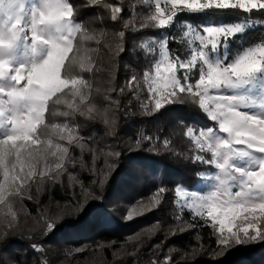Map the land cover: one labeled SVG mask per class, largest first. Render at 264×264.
<instances>
[{
	"label": "snow or ice",
	"instance_id": "1",
	"mask_svg": "<svg viewBox=\"0 0 264 264\" xmlns=\"http://www.w3.org/2000/svg\"><path fill=\"white\" fill-rule=\"evenodd\" d=\"M163 4L161 0H137L127 20L122 16L123 0L118 4L84 0L82 6L102 8L111 21L123 20L125 29L136 28L135 17L140 16L137 7L147 8L139 28L152 27L165 34L141 43L151 57L148 66L140 75L133 71L119 92L127 88L139 99V91L146 88L151 104L142 105L146 112L190 103L212 122L207 127L188 126L184 133L196 152L188 159L204 166L196 173L197 183L204 180L209 187L204 192L194 184L175 188L177 224L184 222L187 211L192 217L184 222L187 229L203 222L214 229L222 247L264 242V34L258 42L230 51L233 41L242 42L250 30L264 26V19H253L264 17V0H163ZM219 13H236L243 18L201 25L185 19L179 35L168 34L182 15ZM78 16L79 7L72 0H34L30 6L27 0H0V206L7 208L0 212V224L7 229L0 231V240L19 226L14 202L31 200L34 185L39 191L40 186L57 182L64 173L74 179L68 172V165L75 166L70 149L74 146L83 152L87 143L79 134V125L69 121L78 116L104 125L115 123L86 92L89 82L85 74L98 69L91 56L78 59L79 52L84 41L100 44L101 40L95 33L89 34ZM80 32L84 35L77 42ZM124 36V31L116 33L117 55L125 50ZM172 43L184 45L185 50L171 49ZM105 99L119 109V100ZM59 105L67 111H60ZM57 115L68 119H49ZM169 146L165 139L163 147ZM93 174L100 176L94 183L103 187L106 177ZM166 191L164 187L157 189L153 206ZM81 209L87 206H78L77 210ZM4 216L11 219L4 220ZM128 218H132L131 212ZM241 218L250 222L238 226L236 221ZM57 226V219L44 218L43 234L54 232ZM177 234L171 231V235ZM32 247L43 251L41 246ZM164 264H174L170 255Z\"/></svg>",
	"mask_w": 264,
	"mask_h": 264
},
{
	"label": "trees",
	"instance_id": "2",
	"mask_svg": "<svg viewBox=\"0 0 264 264\" xmlns=\"http://www.w3.org/2000/svg\"><path fill=\"white\" fill-rule=\"evenodd\" d=\"M120 2L107 0L110 4ZM72 3L79 7L77 20L89 34L95 33L101 40L100 44L84 41L79 52L78 59L91 56L98 69L85 74L89 82L86 92L91 102L106 111L115 123L104 125L78 116L69 121L79 125V134L87 143L83 152L74 146L70 149L75 166L68 165V172L74 179L64 173L57 182L40 186L39 191L34 185L31 200L25 198L22 204L14 202L19 226L0 240V264H153V261L164 264L169 255L174 264H264V242L233 243L225 248L217 244L214 229L203 222L195 229H187L184 222L192 219L187 211L183 213L184 222L177 224L174 220L179 214L174 203L175 188L199 184L196 173L204 167L188 159L196 152L184 135L188 126L209 125L202 110L189 103L146 112L142 105L151 106L146 88L139 91V99L133 98L127 88L124 93L119 92L133 71L140 75L148 66L151 57L140 47L141 43L153 37L161 38L165 31L139 28L140 17L147 13L145 7L136 9L140 13L135 17L136 28L125 29L123 20L111 21L109 13L102 8L83 7L84 0H72ZM133 3L137 0H123L124 20L132 15L129 9ZM242 18L236 13L182 15L180 23L168 30V34L179 35L178 27L185 19L201 25L237 22ZM253 19L264 17L256 15ZM120 31L125 32L122 41L125 50L117 55L116 33ZM262 34L264 26L257 25L242 42L233 41L230 51L234 53L258 42ZM83 35V32L76 34L77 42ZM169 47L185 50L184 45L177 43ZM105 97L119 100V109ZM57 107L67 111L64 105ZM49 119L63 122L68 118L57 115ZM146 136L152 139H143ZM165 139L170 141L168 148L163 147ZM93 171L106 177L103 187L94 183L100 176ZM160 187L167 191L161 194L160 203L153 206L152 198ZM78 206L87 209L77 210ZM6 211L5 206H0V212ZM44 218L57 219V230L43 234ZM181 228L185 230L179 232ZM4 230L7 229L0 224V231ZM173 230L178 234L171 235ZM33 245L41 246L43 251H35Z\"/></svg>",
	"mask_w": 264,
	"mask_h": 264
},
{
	"label": "rangeland",
	"instance_id": "3",
	"mask_svg": "<svg viewBox=\"0 0 264 264\" xmlns=\"http://www.w3.org/2000/svg\"><path fill=\"white\" fill-rule=\"evenodd\" d=\"M32 2H34V0H27V4H28V6H30ZM161 3H162V6H164V4H163V0H161ZM168 7H170V5H169ZM206 24H218V23H211V22H208V23H206ZM181 26H182V24H180L179 27H178V28H179V31H180ZM203 114H204V113H203ZM204 115H205V114H204ZM205 116H206V115H205ZM206 118H207V117H206ZM207 120H208V119H207ZM208 121H209V120H208ZM209 122H210V123H209L208 126H210V125L212 124L211 121H209ZM198 128H200V127H198ZM208 187H209L208 183L205 182L204 180H200L199 184H197V185L195 186V188H196L197 190L201 191V192L206 191ZM209 222H210V224H211V221H209ZM248 222H250V221H248V220H244L243 218H241V219H239V220L236 221V223H237L238 226H243L244 224H246V223H248ZM261 222L264 223V221H261ZM234 230H235V229H234ZM225 234L227 235V233H225ZM241 235H243V234L241 233Z\"/></svg>",
	"mask_w": 264,
	"mask_h": 264
}]
</instances>
